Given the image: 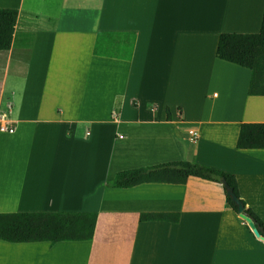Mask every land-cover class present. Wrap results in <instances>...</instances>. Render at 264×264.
<instances>
[{"label":"crops","instance_id":"obj_1","mask_svg":"<svg viewBox=\"0 0 264 264\" xmlns=\"http://www.w3.org/2000/svg\"><path fill=\"white\" fill-rule=\"evenodd\" d=\"M0 9L18 11L0 52V124L13 128L0 132V213L96 212L92 241L46 243L49 253L79 251L83 264H264V242L221 184L106 187L119 172L196 163L233 175L264 223V150L235 148L241 124L264 123V97L247 95V69L215 56L221 34L259 32L264 0H0ZM99 32L134 34L131 60L94 56ZM165 213L178 222L139 220ZM20 248L0 241V262Z\"/></svg>","mask_w":264,"mask_h":264},{"label":"trees","instance_id":"obj_2","mask_svg":"<svg viewBox=\"0 0 264 264\" xmlns=\"http://www.w3.org/2000/svg\"><path fill=\"white\" fill-rule=\"evenodd\" d=\"M18 18L16 9H0V52L10 50ZM135 35L99 32L93 55L129 61L133 55ZM218 60L247 69L250 79L248 96L264 97V10L260 30L254 34L224 33L218 38ZM170 119V111L166 110ZM235 148L264 150V123L240 125ZM189 178L221 184L225 181L243 203L245 215L264 232V223L241 199L236 178L228 173L191 162H175L117 173L107 188L126 189L146 183L185 184ZM224 189V187H223ZM228 207L237 215L235 204L224 189ZM97 213H0V241L8 244L81 243L93 240ZM178 214H141L140 222L177 223Z\"/></svg>","mask_w":264,"mask_h":264},{"label":"rangeland","instance_id":"obj_3","mask_svg":"<svg viewBox=\"0 0 264 264\" xmlns=\"http://www.w3.org/2000/svg\"><path fill=\"white\" fill-rule=\"evenodd\" d=\"M4 138V137H2ZM5 140L3 139V141L1 142L2 145H5ZM10 245V244H9ZM20 247H22V249H14L12 253L13 255V263H11V261L5 263V262H0V264H40L41 262H49L50 260H55V258H65L66 256H68V253L70 251L74 252L73 254H75L76 252L78 253V255L80 254L79 251H76L75 249L72 250H68V248H66L65 246L60 247V251L58 252H52L49 253V251L47 252L45 250L46 248V243H38V244H18ZM61 245V244H59ZM11 246H15V245H11ZM17 246V245H16ZM65 247V248H63ZM59 249V248H58ZM67 252V253H66ZM9 255L6 256L7 259ZM79 258V256H78ZM52 260V261H53Z\"/></svg>","mask_w":264,"mask_h":264},{"label":"water","instance_id":"obj_4","mask_svg":"<svg viewBox=\"0 0 264 264\" xmlns=\"http://www.w3.org/2000/svg\"><path fill=\"white\" fill-rule=\"evenodd\" d=\"M221 185L224 187L227 195L229 196V198L231 199V201L235 204L236 209H237V215L247 223L249 229L252 231L253 235L260 239L261 241L264 242V232L261 228H258L256 226V224L245 215L244 211H245V207L243 205V203L234 195L233 191L231 188H229L227 186V184L225 183V181L221 182Z\"/></svg>","mask_w":264,"mask_h":264},{"label":"bare ground","instance_id":"obj_5","mask_svg":"<svg viewBox=\"0 0 264 264\" xmlns=\"http://www.w3.org/2000/svg\"><path fill=\"white\" fill-rule=\"evenodd\" d=\"M74 252H69L68 255H71V256H68V257H65V258H62L61 257H57L55 258V260H50L49 262H41L40 264H83L82 261H80L78 259V254L77 252L75 254H73ZM38 264V263H37Z\"/></svg>","mask_w":264,"mask_h":264},{"label":"built area","instance_id":"obj_6","mask_svg":"<svg viewBox=\"0 0 264 264\" xmlns=\"http://www.w3.org/2000/svg\"><path fill=\"white\" fill-rule=\"evenodd\" d=\"M0 132L11 134V133H13V128L12 127H8L7 125L0 124Z\"/></svg>","mask_w":264,"mask_h":264}]
</instances>
